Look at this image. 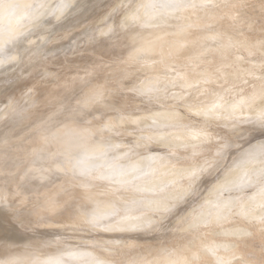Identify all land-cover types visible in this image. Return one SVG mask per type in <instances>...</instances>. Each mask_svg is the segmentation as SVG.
<instances>
[{"label":"rangeland","instance_id":"rangeland-1","mask_svg":"<svg viewBox=\"0 0 264 264\" xmlns=\"http://www.w3.org/2000/svg\"><path fill=\"white\" fill-rule=\"evenodd\" d=\"M0 66V264H264V0H0Z\"/></svg>","mask_w":264,"mask_h":264},{"label":"bare ground","instance_id":"bare-ground-1","mask_svg":"<svg viewBox=\"0 0 264 264\" xmlns=\"http://www.w3.org/2000/svg\"><path fill=\"white\" fill-rule=\"evenodd\" d=\"M230 1H232V0H230ZM156 2H157V1H156ZM215 3H216V2H215ZM29 8H30V7H29ZM15 12H16V11H15ZM24 13H25V12H24ZM14 16H15V15H14ZM209 17H210V16H209ZM20 18H21V17H20ZM130 19H131V18H130ZM137 20H138V19H137ZM138 21H140V20H138ZM195 21H196V20H195ZM202 21H203V20H202ZM204 21H205V20H204ZM186 22H187V21H186ZM208 22H209V20H208ZM197 23H198V22H197ZM201 23H202V22H201ZM195 24H196V22H195ZM209 24H210V23H209ZM182 25H183V24H182ZM197 25H198V24H197ZM193 26H194V25H193ZM199 26H200V25H199ZM210 26H211V25H210ZM131 28H132V27H131ZM156 28H157V26H156ZM188 28H190V27H188ZM235 28H236V27H235ZM135 29H136V28H135ZM138 29H139V28H138ZM186 29H187V28H186ZM186 29H185V30H186ZM205 29H206V28H205ZM151 30H152V29H151ZM153 30L155 31V28H154V27H153ZM153 30H152V31H153ZM202 30H203V29H202ZM213 30H214V29H213ZM128 31H129V30H128ZM135 31H136V30H135ZM176 31H177V30H176ZM205 31H206V30H205ZM12 32H14V31H12ZM136 32H137V31H136ZM136 32H135V33H136ZM148 32H150V31H148ZM148 32H147V33H148ZM201 32H202V31H201ZM223 32H224V31H223ZM9 33H10V32H9ZM178 33H179V32H178ZM188 33H189V32H188ZM194 33H195V32H194ZM224 33H225V32H224ZM224 33H223V34H224ZM139 34H140V33H139ZM204 34H205V33H204ZM151 35H152V34H151ZM154 35H155V33H154ZM170 35H171V34H170ZM178 35H179V34H178ZM184 35H185V34H184ZM186 35H187V34H186ZM237 35H238V34H237ZM146 36H147V35H146ZM148 36H149V35H148ZM148 36H147V37H148ZM198 36H199V35H198ZM18 37H19V36H18ZM184 37H185V36H184ZM184 37H183V38H184ZM186 37H187V36H186ZM15 38H16V37H15ZM229 38H230V37H229ZM164 39H165V38H164ZM219 39H220V38H219ZM231 39H232V38H231ZM159 40H160V39H159ZM159 40H157V42H159ZM179 40H180V37H179ZM216 40H217V39H216ZM181 41H182V40H181ZM184 41H185V39H184ZM184 41H183V43H184ZM186 41H189V42H187V43H190V42H191V40H187V38H186ZM220 41H221V40H220ZM166 42H167V41H166ZM209 42H210V41H209ZM159 43H161V42H159ZM159 43H158V44H159ZM191 43H192V42H191ZM195 43H196V42H195ZM207 43H208V42H207ZM155 44H156V43H155ZM161 44H162V43H161ZM181 44H182V43H181ZM211 44H212V43H211ZM211 44H210V45H211ZM223 44H224V43H223ZM235 44H236V43H235ZM153 45H154V44H153ZM186 45H187V44H186ZM202 45H203V43H202ZM207 45H208V44H207ZM212 45H213V44H212ZM225 45H226V44H225ZM155 46H156V45H155ZM184 46H185V44H184ZM188 46H189V45H188ZM188 46H186V47L188 48ZM191 46H192V45H191ZM219 46H220V45H219ZM222 46H223V45H222ZM152 47H154V46H152ZM158 47H159V46H158ZM186 47H185V48H186ZM194 47H195V46H194ZM202 47H203V46H202ZM207 47H209V46H207ZM168 48H170V47H168ZM182 48H183V47H182ZM190 48H191V47H190ZM212 48H213V46H212ZM212 48H211V49H212ZM219 48H220V47H219ZM152 49H153V48H152ZM160 49H162V48H160ZM203 49H204V48H203ZM154 50H156V49H154ZM154 50H152V51H154ZM227 50H228V49H227ZM230 50H231V49H230ZM161 51H162V50H161ZM170 51H171V50H170ZM196 51H197V50H196ZM203 51H204V50H203ZM149 52H150V51H148L147 53H149ZM189 52H190V51H189ZM171 53H172V52H171ZM178 53H179V52H178ZM192 53H194V52H192ZM215 53H216V52H215ZM198 54H199V53H198ZM210 54H211V53H210ZM147 55H148V54H147ZM200 55H201V54H200ZM162 56H163V55H162ZM159 57H161V56L159 55ZM163 57H164V56H163ZM181 57H182V56H181ZM181 57H180V58H181ZM184 57H185V56H184ZM184 57H183V58H184ZM194 57H195V56H194ZM176 58H177V57H176ZM187 58H188V57H187ZM217 58H218V57H217ZM169 59H170V57H169ZM207 59H208V58H207ZM224 59H225V58H224ZM173 60H174V59H173ZM185 61H186V60H185ZM192 61H194V58H193ZM156 62H157V61H156ZM173 62H174V61H173ZM177 62H178V61H177ZM180 62H181V61H180ZM183 62H184V61H183ZM164 63H166V62H164ZM181 63H182V62H181ZM192 63H193V62H192ZM219 63H220V62H219ZM183 64H184V63H183ZM188 65H189V64H188ZM208 65H209V64H208ZM216 65H217V64H216ZM153 66H154V65H153ZM198 66H199V65H198ZM225 66H226V65H225ZM251 66H252V65H251ZM0 67H1V66H0ZM150 67H151V66H150ZM154 67H156V66H154ZM157 67H158V66H157ZM175 67H176V66H175ZM182 67H183V66H182ZM202 67H203V66H202ZM211 67H212V66H211ZM214 67H215V66H214ZM198 68H199V67H198ZM235 68H236V67H235ZM240 68H241V67H240ZM240 68H239V69H240ZM150 69H151V68H150ZM157 69H158V68H157ZM250 69H251V68H250ZM174 70H175V69H174ZM200 70H201V69H200ZM216 70H217V69H216ZM247 70H248V69H247ZM191 71H192V70H191ZM209 71H210V70H209ZM239 71H240V70H239ZM205 72H206V70H205ZM236 72H237V71H236ZM247 72H248V71H247ZM192 73H193V72H192ZM202 73H203V72H202ZM254 73H255V72H254ZM196 74H197V73H196ZM192 75H193V74H192ZM201 75H202V74H201ZM218 75H219V74H218ZM185 76H186V75H185ZM209 76H210V75H209ZM214 76H216V75H214ZM190 77H191V76H190ZM217 77H218V76H217ZM217 77H216V78H217ZM220 77H221V76H220ZM223 77H224V76H223ZM237 77H238V76H237ZM160 78H161V77H160ZM162 78H163V77H162ZM202 78H203V77H202ZM206 78H208V77H206ZM230 78H231V77H230ZM212 79H213V78H212ZM237 79H238V78H237ZM237 79H236V80H237ZM146 80H147V78H146ZM154 80H155V79H154ZM154 80H153V81H154ZM172 80H173V79H172ZM175 80H176V79H175ZM198 80H199V78H198ZM149 81H150V80H149ZM157 81H159V80H157ZM160 81H161V80H160ZM200 81H201V80H200ZM147 82H148V81H147ZM171 82H172V81H171ZM178 82H179V81H178ZM209 82H210V81H209ZM216 82H217V81H216ZM235 82H236V81H235ZM150 83H151V82H150ZM150 83L148 82L147 84H145L147 87L144 85V87H145L146 89H149L148 91H150V88L153 89V87H154L153 84L156 86L155 83H153V84H150ZM159 83H160V82H159ZM163 83H164V82H163ZM163 83H160V84L163 86ZM165 83H166V82H165ZM165 83H164V85H165ZM218 83H219V82H218ZM148 84H149V85H148ZM166 84H167V83H166ZM190 84H191V83H190ZM214 85H215V84H214ZM227 85H228V84H227ZM232 85H233V84H232ZM140 86H141V85H140ZM152 86H153V87H152ZM169 86H170V85H169ZM171 86H172V85H171ZM256 86H258V85H256ZM144 87H143V88H144ZM160 87H161V86H160ZM164 87H165V86H164ZM215 87H216V86H215ZM253 87H255V86H253ZM139 88H140V87H139ZM156 88H157V87H156ZM177 88H178V87H177ZM220 88H221V87H220ZM257 88H258V87H257ZM260 88H261V86H260ZM260 88H259V89H260ZM137 89H138V88H137ZM154 89H155V88H154ZM158 89H159V88H158ZM173 89H174V88H173ZM144 90H145V89H144ZM182 90H183V89H182ZM184 90H185V89H184ZM256 90H258V89H256ZM146 91H147V90H146ZM151 92H152V91H151ZM253 92H254V91H253ZM253 92H252V93H253ZM141 94H142V93H141ZM254 94H255V93H254ZM139 96H140V95H139ZM142 96H144V95H142ZM166 96H167V95H166ZM229 97H230V96H229ZM148 99H149V98H148ZM168 99H169V98H168ZM251 100H252V99H251ZM213 101H214V100H213ZM242 101H244V100H242ZM167 102H168V101H167ZM189 102H190V101H189ZM217 102H218V101H217ZM238 102H239V101H237V103H238ZM206 103H207V102H206ZM230 103H231V102H230ZM234 103H235V102H234ZM245 103H246V102H245ZM248 103H249V102H248ZM208 106H209V104H208ZM222 106H223V105H222ZM231 106H232V105H231ZM237 106H238V105H237ZM242 106H243V105H242ZM177 107H178V106H177ZM229 107H230V106H229ZM243 107H246V106H243ZM243 107H242V108H243ZM195 108H196V107H195ZM197 108H198V107H197ZM221 108H222V107H221ZM225 108H226V107H225ZM210 109H211V108H210ZM214 109H215V108H214ZM240 109H241V107H240ZM260 110H263V109H260ZM252 111H253V110H252ZM252 111H251V112H252ZM216 112H217V111H216ZM258 112H259V110H258ZM263 112H264V111H263ZM242 114H243V113H242ZM123 116H124V115H123ZM157 116H158V115H157ZM213 116H214V115H213ZM242 116H243V115H242ZM260 116H261V115H260ZM260 116H259V117H260ZM127 117H128V116H127ZM217 117H218V116H217ZM225 117H226V116H225ZM228 117H229V116H228ZM232 117H233V116H232ZM259 117H258V118H259ZM262 117H263V116H262ZM156 118H157V117H156ZM237 118H238V117H237ZM258 118H257V119H258ZM127 119H128V118H127ZM224 119H225V118H224ZM229 119H230V118H229ZM261 119H262V118H261ZM255 120H256V119H255ZM258 120H259V119H258ZM224 121H225V120H224ZM226 121H227V120H226ZM256 121H257V120H256ZM262 121H263V120H262ZM127 122H128V121H127ZM229 122H230V121H229ZM258 123H259V122H258ZM262 123H264V121H263ZM173 124H174V123H173ZM226 124H227V123H226ZM252 124H253V123H252ZM164 125H165V124H164ZM149 127H150V125H149ZM149 127H148V128H149ZM226 127H227V126H226ZM229 127H230V126H229ZM116 129H117V128H116ZM188 129H189V128H188ZM188 129H187V130H188ZM147 130H148V129H147ZM149 130H150V128H149ZM166 130H167V129H166ZM190 130H191V128H190ZM135 131H136V130H135ZM137 131H138V130H137ZM115 132H116V131H115ZM129 132H130V131H129ZM153 132H154V131H153ZM187 132H188V131H187ZM177 133H178V132H177ZM149 134H150V133H149ZM161 134H163V132H162ZM205 135H206V133H205ZM208 135H209V134H208ZM98 136H99V135H98ZM158 136H159V134H158ZM206 136H207V135H206ZM73 137H74V136H73ZM73 137H71V139H72ZM132 137H133V136H132ZM259 137H260V136H259ZM75 138H77V137L75 136ZM87 138H88V137H87ZM198 138H199V137H198ZM68 139H69V138H68ZM75 140H76V139H75ZM86 140H87V139H86ZM86 140H85V141H86ZM142 140H143V139H142ZM64 141H66V140H64ZM77 141H78V140H76V142H77ZM79 141H80V140H79ZM143 141H144V140H143ZM204 141H205V140H204ZM67 142H68V141H67ZM208 142H209V141H208ZM227 142H228V141H227ZM227 142H226V143H227ZM58 143H60V142H58ZM64 143L66 144V142H64ZM65 144H62V145L66 146ZM76 144H77V143H76ZM84 144H85V143H84ZM87 144H88V143H87ZM195 144H196V143H195ZM67 145H68V143H67ZM73 145H74V144H73ZM78 145H80V144H78ZM85 145H86V144H85ZM200 145H202V144H200ZM227 145H228V144H227ZM256 145H257V144H256ZM258 145H259V144H258ZM68 146H70V145H68ZM82 146H84V145H82ZM91 146H92V145H91ZM198 146H199V145H198ZM222 146H223V145H222ZM260 146H261V145H260ZM262 146L264 147V145H262ZM70 147H71V148L73 147L72 144H71ZM70 147H68V148H70ZM88 147H89V146H88ZM178 147H179V146H178ZM187 147H188V146H187ZM190 147H191V146H190ZM200 147H201V146H200ZM254 147H255V146H254ZM75 148H76V147H75ZM126 148H127V147H126ZM126 148H123V150L126 149ZM170 148H171V147H170ZM183 148H184V147H183ZM196 148H197V147H196ZM226 148H227V147H226ZM255 148H256V147H255ZM257 148H258V147H257ZM260 148H262V147H260ZM82 149H83V148H82ZM104 149H105V148H104ZM115 149H116V148H115ZM119 149H120V148H119ZM192 149H193V148H192ZM222 149H224V148H222ZM222 149H221V150H222ZM252 149H253V148H252ZM258 149H259V148H258ZM258 149H256V150L258 151ZM263 149H264V148H263ZM84 150H85V149H84ZM186 150L188 151V149H186ZM256 150H255V151H256ZM260 150H261V149H260ZM124 151H125V150H124ZM187 151H186V152H187ZM215 151H216V150H215ZM222 151H224V150H222ZM248 151H250V150H248ZM253 151H254V149H253ZM255 151H254V152H255ZM158 152H159V151H158ZM172 152H173V151H172ZM182 152H183V151H182ZM190 152H193V151H190ZM258 152H260V151H258ZM160 153H161V152H160ZM183 153H185V152H183ZM188 153H189V152H188ZM245 153H246V152H245ZM250 153H251V152H249V154H250ZM260 153H261V152H260ZM71 154H72V153H71ZM74 154H75V153H74ZM162 154H164V153H162ZM190 154H191V153H190ZM215 154H216V153H215ZM222 154H225V153H222ZM247 154H248V153H247ZM255 154H256V152H255ZM258 154H259V153H257V155H258ZM157 155H158V154H157ZM195 155H197V154H195ZM199 155H200V157H201V154H199ZM261 155H263V154H261ZM140 156H141V155H140ZM168 156H169V155H168ZM171 156H172V155H171ZM181 156H182V154H181ZM197 156H198V155H197ZM249 156H250V155H249ZM251 156L253 157V155H251ZM251 156H250V157H251ZM255 156H256V155H255ZM155 157H156V156H155ZM160 157H161V156H160ZM172 157H174V155H173ZM220 157H221V156H220ZM237 157H238V156H237ZM245 157H246V156H245ZM256 157H257V156H256ZM70 158H71V157H70ZM133 158H135V157H133ZM133 158H132V159H133ZM139 158H140V157H139ZM143 158H144V156H143ZM146 158H147V156H146ZM148 158H149V156H148ZM158 158H159V157H158ZM168 158H169V157H168ZM184 158H186V156H185ZM184 158H183V159H184ZM193 158H194V156H193ZM195 158H196V157H195ZM243 158H244V157H243ZM247 158H248V157H247ZM253 158H254V157H253ZM253 158H252V159H253ZM80 159H84V158H80ZM141 159H142V158H141ZM144 159H145V158H144ZM150 159H151V158H150ZM150 159H148V160L150 161ZM159 159H160V158H159ZM159 159H158V161H159ZM176 159H178V158H176ZM189 159H190V158H189ZM203 159H204V158H203ZM210 159H211V158H210ZM235 159H237V158H235ZM252 159H250V160L252 161ZM259 159H261V158H259ZM137 160H138V159H137ZM139 160H140V159H139ZM154 160H155V159H154ZM179 160H180V159H179ZM200 160H201V159H200ZM239 160H240V159H239ZM92 161H93V160H92ZM209 161H210V160H209ZM216 161H217V160H216ZM240 161H241V160H240ZM240 161H238V162H240ZM253 161H254V160H253ZM261 161H262V160H261ZM261 161H260V162H261ZM79 162L81 163L80 160H79ZM83 162H84V161H83ZM83 162H82V163H83ZM167 162H168V161H167ZM179 162H180V161H179ZM191 162H192V161H191ZM214 162H215V161H214ZM238 162H237V163H238ZM242 162H243V161H242ZM248 162H249V161H248ZM256 162H259V161H256ZM262 162H263V161H262ZM82 163H81V164H82ZM91 163H93V162H91ZM140 163H141V162H140ZM140 163H134L135 165L132 164L131 167H129V166H127V167H129V168H134V169H135L136 164L138 165V164H140ZM155 163H156V162H155ZM159 163H160V162H159ZM159 163H158V165L160 166ZM171 163H173V162H171ZM194 163H195V162H194ZM194 163H193V165H194ZM204 163H205V162H204ZM232 163H233V162H232ZM87 164H88V163H87ZM146 164H147V163H146ZM148 164H150V163H148ZM148 164H147V166H149L150 169H151V166L148 165ZM166 164H168V163H166ZM166 164H165V165H166ZM211 164H212V163H211ZM243 164H244V163H243ZM252 164H253V163H252ZM133 165H134V166H133ZM151 165H152V164H151ZM165 165H164V166H165ZM169 165H170V163H169ZM184 165H185V164H184ZM205 165H207V164H205ZM231 165H232V164H231ZM249 165H250V164H249ZM261 165H262V164H261ZM261 165H260V166H261ZM83 166H85V165H83ZM86 166H87V165H86ZM86 166H85V167H86ZM139 166H140V165H139ZM141 166H144V164H141ZM177 166H178V165H177ZM185 166H186V165H185ZM189 166H190V164H189ZM236 166H237V165H235V167H236ZM239 166H240V165H239ZM246 166H247V165H246ZM246 166H244V168H246ZM257 166H258V165H257ZM257 166H256V168H257ZM260 166H258V167H260ZM85 167H84V168H85ZM114 167H115V166H114ZM120 167H122V166H120ZM127 167L124 166V168H122L123 171L125 170V168H126V171H127ZM157 167H158V166H157ZM175 167H176V165H175ZM179 167H181V165H180ZM202 167H203V169H204V167H205L204 164H203ZM242 167H243V165H242ZM82 168H83V167H81V169H82ZM115 168H116V167H115ZM129 168H128V169H129ZM136 168H138V167L136 166ZM145 168H146V167H145ZM164 168H165V167H164ZM197 168H198V167H197ZM205 168L207 169V167H205ZM256 168H254V169H256ZM117 169L120 170L119 168H117ZM122 169H121V170H122ZM134 169H133V170H134ZM140 169H141V168H140ZM146 169H147V168H146ZM146 169H145V170H146ZM157 169H158V168H157ZM157 169H156V170H157ZM199 169H201V168H199ZM206 169H205V170H206ZM233 169H234V168H233ZM240 169H243V168H240ZM246 169H247V168H246ZM246 169H245V170H246ZM257 169H259V168H257ZM114 170H115V169H114ZM114 170H112V171H114ZM133 170L130 169V170H128V171H131V173H132ZM136 170H137V169L134 170L135 173H136ZM138 170H139V169H138ZM141 170H143V167H142ZM145 170H144V171H145ZM159 170H160V169H159ZM209 170H211V169H209ZM209 170H208V171H209ZM226 170H228V168H227ZM259 170H261V167H260ZM262 170H263V167H262ZM107 171H108V170H107ZM126 171H124V172H126ZM128 171H127V172H128ZM139 171H140V170H139ZM147 171H148V170H147ZM171 171H172V170H171ZM195 171H196V169H195ZM208 171H207V172H208ZM241 171H242V170H241ZM247 171H248V170H247ZM252 171H253V170H252ZM255 171H256V170H255ZM127 172H126V173H127ZM137 172H138V171H137ZM184 172H185V171H184ZM187 172H188V171H187ZM198 172H199V171H198ZM207 172H206V173H207ZM232 172H233V170H232ZM244 172H245V171H244ZM262 172H264V171H262ZM131 173H129V174H131ZM135 173H134V175H135ZM195 173H196V172H195ZM223 173H224V172H223ZM225 173H226V172H225ZM236 173H237V172H236ZM238 173H240V172H238ZM258 173H260V172L257 170V174H258ZM76 174H77V173H76ZM132 174H133V173H132ZM137 174H138V173H137ZM169 174H170V173H169ZM231 174H232V173H231ZM244 174H245V173H244ZM244 174H243V176L245 177V176L247 175V173H246V175H244ZM95 175H96V174H95ZM172 175H173V174H172ZM181 175H182V174H181ZM185 175H186V174H185ZM189 175H190V174H189ZM235 175H236V174H235ZM250 175H251V174H250ZM255 175H256V174H255ZM120 176H121V175H120ZM126 176H127V175H126ZM160 176H162V175L160 174ZM163 176H166V175H163ZM163 176H162V177H163ZM237 176H238V175H237ZM239 176H240V175H239ZM243 176H241V178H242ZM247 176H248V175H247ZM253 176H254V175H253ZM256 176H257V175H256ZM260 176L263 177L261 174H260ZM157 177H158V176H157ZM233 177H234V176H233ZM233 177L231 176L232 179H234ZM235 177H236V176H235ZM244 177H243V178H244ZM250 177H251V176H250ZM261 177H260V178H261ZM179 178H180V177H179ZM192 178H195V177H192ZM237 178H239V177H237ZM237 178H236V180H237ZM241 178H240V180H241ZM248 178H249V177H248ZM253 178H254V177H253ZM86 179H87V178H86ZM125 179H126V178H125ZM147 179H148V178H147ZM180 179H181V178H180ZM168 180H169V179H168ZM168 180H167V181H168ZM170 180H171V179H170ZM170 180H169V181H170ZM175 180H176V179H175ZM188 180H189V179H188ZM191 180H192V179H191ZM228 180H229V179H228ZM236 180H235V181H236ZM245 180H246V179H245ZM245 180H244V182H243L244 184H245V182H247V181H245ZM138 181H139V180H138ZM142 181H144V180H142ZM146 181H147V180H146ZM171 181H172V180H171ZM253 181H254V180H253ZM261 181H262V180H261ZM94 182H95V181H94ZM107 182H108V181H107ZM189 182H190V181H189ZM228 182H229V181H228ZM232 182L234 183L233 180H232ZM238 182H239V181H237V183H238ZM256 182H257V181H256ZM109 183H110V182H109ZM147 183H148V182H147ZM161 183H163V182H161ZM165 183H166V182H165ZM237 183H236V184H237ZM241 183H242V182H241ZM248 183H249V181H248ZM263 183H264V182H263ZM263 183H261V184H263ZM127 184H128V183H127ZM167 184H168V183H167ZM167 184H166V186H167ZM250 184H251V183H250ZM255 184H256V183H255ZM259 184H260V183H259ZM117 185H118V184H117ZM138 185H139V183H138ZM144 185H145V184H144ZM155 185H156V184H155ZM168 185H169V184H168ZM174 185H175V184H174ZM174 185H172V186H174ZM179 185H180V183H179ZM190 185H191V184H190ZM230 185H233V184H230ZM248 185H249V184H247L246 186H248ZM132 186H133V185H132ZM152 186H153V185H152ZM166 186H165V187H166ZM186 186H187V185H186ZM226 186H227V185H226ZM233 186H235V185H233ZM70 187H71V186H70ZM105 187H106V185H105ZM118 187H119V186H118ZM128 187H129V186H128ZM133 187H134V186H133ZM139 187H140V186H139ZM142 187H143V186H142ZM150 187H151V186H150ZM150 187H149V188H150ZM154 187H155V186H154ZM168 187H169V186H168ZM220 187H221V186H220ZM224 187H225V186H224ZM236 187H238V186H235V188H236ZM242 187H244V186H242ZM249 187H250V185H249ZM137 188H138V187H137ZM158 188H159V186H158ZM158 188H156V189H158ZM173 188H174V187H173ZM188 188H189V186H188ZM227 188L229 189V187H227ZM235 188H234V189H235ZM239 188H240V187H239ZM83 189H84V188H83ZM89 189H90V188H89ZM95 189H96V188H95ZM95 189H94V190H95ZM107 189H108V188H107ZM152 189H153V188H152ZM154 189H155V188H154ZM154 189H153V190H154ZM160 189H161V187H160ZM170 189H172V188H170ZM184 189H185V188H184ZM237 189H238V188H237ZM237 189H236V190H237ZM243 189H245V187H244ZM251 189H252V188H251ZM90 190H91V189H90ZM90 190H89V191H90ZM96 190H97V189H96ZM96 190H95V191H96ZM111 190H112V189H111ZM146 190H147V188H146ZM173 190H174V189H173ZM185 190H186V189H185ZM229 190H230V189H229ZM253 190H254V189H253ZM260 190H262V189H260ZM260 190H259V191H260ZM80 191H81V190H80ZM87 191H88V190H87ZM92 191H93V190H92ZM95 191H94V192H95ZM97 191H98V190H97ZM109 191H110V189H109ZM109 191H107V193H108ZM127 191H128V190H127ZM133 191H134V190H133ZM149 191H150V190H149ZM191 191H193V190H191ZM245 191H246V190H245ZM251 191H252V190H251ZM254 191H255V190H254ZM262 191H263V190H262ZM262 191H261V192H262ZM102 192H104V191H102ZM112 192H113V191H112ZM118 192H119V191H118ZM123 192H124V191H123ZM135 192H136V191H135ZM135 192H134V193H135ZM164 192H165V191H164ZM178 192H179V191H178ZM186 192H187V191H186ZM189 192H190V191H189ZM215 192H217V191H215ZM223 192H225V191H223ZM229 192H230V191H229ZM233 192H234V191H233ZM236 192H237V191H236ZM238 192H239V189H238ZM256 192H257V191H256ZM107 193H105V195H106ZM113 193H114V192H113ZM116 193H117V191H116ZM129 193H130V192H129ZM129 193H128V194H129ZM131 193H132V192H131ZM144 193H145V192H144ZM181 193H182V191H181ZM191 193H192V192H191ZM227 193H228V190H227ZM230 193H231V192H230ZM119 194H120V193H119ZM121 194H122V193H121ZM139 194H140V193H139ZM158 194H159V193H158ZM163 194H164V193H163ZM165 194H167V193H165ZM170 194H171V193H170ZM183 194H184V193H183ZM220 194H221V193H220ZM241 194H242V193H241ZM249 194H250V193H249ZM249 194H248V195H249ZM256 194H257V193H256ZM259 194H260V193H259ZM79 195H80V194H79ZM81 195H82V193H81ZM108 195H109V194H107L106 197H109V196H110V195H109V196H108ZM117 195H118V194H117ZM124 195H125V194H124ZM126 195H127V194H126ZM129 195L131 196V194H129ZM135 195H136V193H135ZM148 195H149V194H148ZM213 195H214V194H213ZM217 195H218V194H217ZM235 195H236V194H235ZM252 195H253V194H252ZM254 195H255V194H254ZM119 196H120V195H119ZM119 196H118V197H119ZM127 196H128V195H127ZM130 196H129V198H130ZM137 196H138V195H137ZM163 196H164V195H162V198H163ZM165 196H166V195H165ZM176 196H177V195H176ZM232 196H233V195H232ZM242 196H243V195H242ZM249 196L251 197V195H249ZM110 197H112V196H110ZM120 197H121V196H120ZM139 197H140V196H139ZM154 197H155V196H154ZM167 197H168V196H167ZM171 197H172V196H170V198H171ZM213 197L215 198V196H213ZM230 197H231V196H230ZM230 197L226 198V200L229 199ZM245 197H246V196H245ZM113 198H114V197H113ZM113 198H112V199H113ZM115 198H117V197H115ZM121 198H123V197H121ZM127 198H128V197H127ZM131 198H132V197H131ZM149 198H150V197H149ZM158 198H159V197H158ZM172 198H173V197H172ZM177 198H178V197H177ZM231 198H232V197H231ZM246 198L250 199L249 197H246ZM251 198H253V197H251ZM124 199H125V198H124ZM124 199H123V200H124ZM143 199H144V198H143ZM153 199H154V198H153ZM220 199H222V198H220ZM223 199H224V198H223ZM256 199H257V197H256ZM262 199H263V198H262ZM88 200H89V199H88ZM93 200H95L94 205H97V203H98V205L96 206V208H95V207L93 208V207H92L93 205H92L91 207H92L93 209H92V208H89V209H92V210H104V209L109 210L108 207H110L112 204H115V203H113L114 201L112 202V201L109 200L108 198H105V196H104V197H103V196H102V197H97V196H96V197H95L94 199H92L91 201H93ZM129 200H130V199H129ZM134 200H136V199H134ZM138 200H139V199H138ZM151 200H152V198H151ZM167 200H168V199H167ZM119 201H120V198H119ZM153 201H154V200H153ZM153 201H152V202H153ZM214 201H215V200H214ZM216 201H217V200H216ZM220 201H221V200H220ZM220 201H219V203L222 204V201L224 202L225 200H222L221 202H220ZM227 201H228V200H227ZM232 201H233V200H232ZM242 201H243V200H242ZM120 202H121V201H120ZM122 202H123V201H122ZM126 202H127V201H126ZM141 202H143V201H141ZM146 202H147V201H146ZM148 202H149V201H148ZM156 202H157V201H156ZM163 202H164V199H163ZM165 202H166V201H165ZM168 202H169V201H168ZM168 202H167V203H168ZM243 202H244V201H243ZM247 202H248V201H247ZM95 203H96V204H95ZM144 203H145V202H144ZM205 203H206V202H205ZM211 203H212V202H211ZM117 204H119V202H118ZM132 204H133V203H132ZM221 204H219V205H221ZM225 204H228V202L225 203ZM232 204H233V203H232ZM133 205H135V204H133ZM133 205H132V206H133ZM136 205H137V204H136ZM212 205H213V204H212ZM219 205H218V207H219ZM222 205H223V204H222ZM253 205H254V204H253ZM255 205H256V204H255ZM87 206H88V205H87ZM89 206H90V205H89ZM127 206H128V205H127ZM153 206H154V205H153ZM171 206H172V205H171ZM213 206H214V205H213ZM213 206H212V207H213ZM215 206H216V204H215ZM215 206H214V207H215ZM224 206H225V205H224ZM228 206H230V205H228ZM228 206H225V207L228 209ZM238 206H239V205H238ZM241 206H242V205H241ZM112 207H115V205H113ZM137 207H138V206H137ZM164 207H165V206H164ZM216 207H217V206H216ZM218 207H217V208H218ZM222 207H223V206H222ZM235 207H236V206H235ZM252 207H254V206H252ZM119 208H120V207H119ZM130 208H131V207H130ZM135 208H136V207H135ZM148 208H149V207H148ZM169 208H170V207H169ZM171 208H172V207H171ZM219 208H220V207H219ZM219 208H218V209H219ZM249 208H250V207H249ZM254 208H255V207H254ZM263 208H264V207H263ZM136 209H137V208H136ZM142 209H143V208H142ZM142 209H141V210H142ZM163 209H164V208H163ZM220 209H221V208H220ZM247 209H248V208H247ZM257 209H258V208H257ZM82 210H84V209H82ZM110 210H111V209H110ZM110 210H109V211H110ZM118 210H119V209H118ZM133 210H134V208H133ZM141 210H140V211H141ZM151 210H152V209H151ZM159 210H160V209H159ZM203 210H204V209H203ZM206 210H207V209H206ZM209 210H210V208H209ZM209 210H208V211H209ZM213 210H214V209H213ZM228 210H229V209H228ZM234 210H235V209H234ZM237 210H238V209H237ZM241 210H242V209H241ZM248 210H249V209H248ZM77 211H78V210H77ZM88 211H90V210H88ZM116 211H117V210H116ZM120 211H121V210H120ZM134 211H135V210H134ZM134 211H133V212H134ZM166 211H167V210H166ZM235 211H236V210H235ZM153 212H154V211H153ZM164 212H165V211H164ZM213 212H214L213 215H215L216 212H215V211H213ZM225 212H226V210H225ZM228 212H229V211H228ZM247 212H248V211H247ZM252 212H253V211H252ZM74 213H75V212H74ZM76 213H78V212H76ZM79 213H80V212H79ZM81 213H82V212H81ZM122 213H123V212H122ZM122 213H120V215H121ZM125 213H126V212H124V215H123V216H125ZM158 213H159V212H158ZM209 213H210V212H209ZM241 213H242V212H241ZM241 213H240V214H241ZM139 214H140V213H139ZM145 214H146V213H145ZM152 214L155 215L154 213H152ZM211 214H212V213H210V215H211ZM228 214H229V213H228ZM256 214H257V213H256ZM258 214H259V212H258ZM258 214H257V215H258ZM149 215H150V214H149ZM158 215H159V214H158ZM206 215H208V214H206ZM218 215H219V214H218ZM221 215H222V214H221ZM241 215H242V214H241ZM243 215H244V214H243ZM90 216H91V215H90ZM117 216H118V215H117ZM128 216H130V215H128ZM132 216H133V215H132ZM135 216H136V215H135ZM156 216H157V215H156ZM203 216H204V214H203ZM211 216H212V215H211ZM244 216H245V215H244ZM136 217H137V216H136ZM136 217H135V218H136ZM143 217H145V216H143ZM208 217H209V215H208ZM215 217H217V215H216ZM137 218H139V217H137ZM140 218H141V217H140ZM140 218H139V220H140ZM217 218H218V217H217ZM259 218H260V217H259ZM148 219H150V218H148ZM148 219H147L146 221H148ZM199 219H200V218H199ZM203 219H204V218H203ZM215 219H216V218H215ZM113 220H114V219H113ZM143 220H144V219H143ZM196 220H197V219H196ZM213 220H214V219H213ZM213 220H212V221H213ZM217 220H219V219H217ZM201 221H202V220H201ZM207 221H208V220H207ZM214 222H216V220H215ZM202 223H203V221H202ZM210 223H211V221H210ZM145 226H146V225H145ZM250 231H251V230H250ZM232 242H233V241H232ZM209 243H210V242H209ZM204 245H205V243H204ZM210 248H211V247H210ZM1 250H2V249H1ZM233 251H234V250H233ZM210 252H211V251H210ZM217 252H218V251H217ZM217 252H216V253L214 252V253L217 254ZM211 253H212V252H211ZM214 253H213V254H214ZM1 254H2V253H1ZM213 254H212V255H213ZM219 254L222 255V253H219ZM219 254H218V255H219ZM236 254H237V253H236ZM208 256H209V255H208ZM228 256H229V255H228ZM167 257H168V256H167ZM187 257H188V256H187ZM216 257H217V256H216ZM219 257H221V256L219 255ZM169 260H170V259H169ZM172 260H173V259H172ZM220 260H221V259H220ZM162 261H163V260H162ZM162 261H161V263H163ZM179 261H181V260H179ZM186 261H187V260H186ZM167 262H168V261H167ZM171 262H172V261H171ZM176 262H177V261H176ZM188 262H189V261H188ZM186 263H187V262H186ZM163 264H164V263H163ZM173 264H175V261H174ZM214 264H215V263H214Z\"/></svg>","mask_w":264,"mask_h":264}]
</instances>
